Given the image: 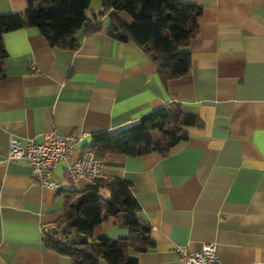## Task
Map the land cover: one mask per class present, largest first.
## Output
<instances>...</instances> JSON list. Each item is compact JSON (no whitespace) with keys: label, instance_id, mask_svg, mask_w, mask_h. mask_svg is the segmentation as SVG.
<instances>
[{"label":"crops","instance_id":"1","mask_svg":"<svg viewBox=\"0 0 264 264\" xmlns=\"http://www.w3.org/2000/svg\"><path fill=\"white\" fill-rule=\"evenodd\" d=\"M180 1L201 8L199 30L186 46L189 72L166 84L135 42L105 32L107 13L96 19L100 30L76 31L75 50L51 47L36 27L3 33L0 264H71L42 240L63 211L66 190L92 183L72 187L58 162L51 178L62 189L40 186L26 163L6 160L10 138L41 142L54 129L75 143L73 160L94 131L115 132L168 103L196 116L186 139L164 154L102 158L100 179L129 182L140 219L150 225L153 246L136 255L137 264H180L176 247L196 250L203 242L215 244L220 264H264V0ZM26 5L0 0V14ZM88 8L95 23L100 0ZM98 193L108 195L102 187ZM127 233L109 216L92 237Z\"/></svg>","mask_w":264,"mask_h":264},{"label":"trees","instance_id":"2","mask_svg":"<svg viewBox=\"0 0 264 264\" xmlns=\"http://www.w3.org/2000/svg\"><path fill=\"white\" fill-rule=\"evenodd\" d=\"M89 1L26 0L24 12L0 14V79L6 56L3 33L36 27L51 47L75 50L76 31L82 26L89 31L100 30L101 21L96 19L105 13L109 18L105 32L117 40L135 42L155 64L163 84L189 72L191 58L186 46L199 30V6L180 0H100V10L91 13L96 20L93 23L87 15ZM118 13L125 14L129 21ZM197 123L196 116L183 112L177 103H168L115 132L94 131L85 149L100 158L108 154L139 156L151 151L164 154L187 138L186 127ZM151 131L160 132L163 139L154 141ZM99 187L108 192L106 198L98 193ZM140 212L129 182L96 179L88 186L66 190L63 211L42 241L46 248L67 256L71 264H137L136 255L153 246L150 225L140 219ZM109 216L128 231L127 235L93 238L94 226Z\"/></svg>","mask_w":264,"mask_h":264},{"label":"built area","instance_id":"3","mask_svg":"<svg viewBox=\"0 0 264 264\" xmlns=\"http://www.w3.org/2000/svg\"><path fill=\"white\" fill-rule=\"evenodd\" d=\"M71 137L59 135L54 129L43 136L41 142L33 140L22 145L17 139L8 140L6 160H22L32 170L35 181L42 187L59 191L60 183L52 178V172L58 162H63V172L72 187L81 181H94L103 177V159L90 149L81 150L70 160V152L75 149ZM180 264H220L213 242H203L196 250L175 248Z\"/></svg>","mask_w":264,"mask_h":264},{"label":"rangeland","instance_id":"4","mask_svg":"<svg viewBox=\"0 0 264 264\" xmlns=\"http://www.w3.org/2000/svg\"><path fill=\"white\" fill-rule=\"evenodd\" d=\"M91 7H93V4H92V3H91ZM94 11H95V13H96V12H98V10H97V9H96V10H94ZM87 15H88L89 17H91V15H90V13H89V12L87 13Z\"/></svg>","mask_w":264,"mask_h":264}]
</instances>
